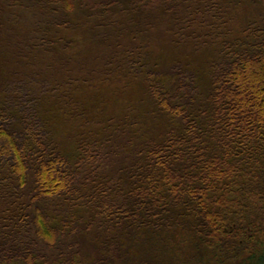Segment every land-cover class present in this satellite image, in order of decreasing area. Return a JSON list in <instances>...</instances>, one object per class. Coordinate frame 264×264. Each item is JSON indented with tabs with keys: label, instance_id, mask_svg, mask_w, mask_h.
<instances>
[{
	"label": "trees",
	"instance_id": "trees-1",
	"mask_svg": "<svg viewBox=\"0 0 264 264\" xmlns=\"http://www.w3.org/2000/svg\"><path fill=\"white\" fill-rule=\"evenodd\" d=\"M193 263L264 264V0H0V264Z\"/></svg>",
	"mask_w": 264,
	"mask_h": 264
},
{
	"label": "rangeland",
	"instance_id": "rangeland-1",
	"mask_svg": "<svg viewBox=\"0 0 264 264\" xmlns=\"http://www.w3.org/2000/svg\"><path fill=\"white\" fill-rule=\"evenodd\" d=\"M227 35V34H226ZM190 259H192V255L190 254ZM193 264H197V263H193Z\"/></svg>",
	"mask_w": 264,
	"mask_h": 264
}]
</instances>
